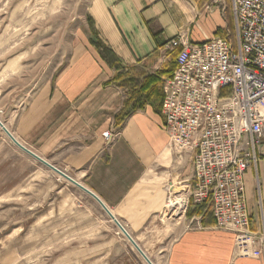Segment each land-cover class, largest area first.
<instances>
[{
  "label": "crops",
  "instance_id": "1",
  "mask_svg": "<svg viewBox=\"0 0 264 264\" xmlns=\"http://www.w3.org/2000/svg\"><path fill=\"white\" fill-rule=\"evenodd\" d=\"M232 5V0H91L65 63L52 66L19 102L5 104V124L17 139L100 197L155 264L168 235L163 212L169 192L192 175L189 156L174 160L169 148L163 86L175 70L181 42L235 36ZM106 131L112 133L109 140ZM7 139L0 133L7 162L0 171L14 172L0 175V200L31 185L38 209L47 201L51 217L63 214L70 222L77 209L85 220L104 215L90 195ZM258 154L257 166L245 175L253 230L264 221V137ZM190 206L191 224L170 243L165 264H264V249L259 257L242 255L234 231L218 227L203 207ZM121 240L122 264H143L131 243Z\"/></svg>",
  "mask_w": 264,
  "mask_h": 264
},
{
  "label": "built area",
  "instance_id": "2",
  "mask_svg": "<svg viewBox=\"0 0 264 264\" xmlns=\"http://www.w3.org/2000/svg\"><path fill=\"white\" fill-rule=\"evenodd\" d=\"M232 2L234 37L181 42L162 114L169 146L191 160V177L178 184H187L182 214L191 203L203 207L218 227L236 233L242 255L259 257L264 221L252 229L245 175L257 166L264 137V0Z\"/></svg>",
  "mask_w": 264,
  "mask_h": 264
},
{
  "label": "rangeland",
  "instance_id": "3",
  "mask_svg": "<svg viewBox=\"0 0 264 264\" xmlns=\"http://www.w3.org/2000/svg\"><path fill=\"white\" fill-rule=\"evenodd\" d=\"M90 3L91 0H0V116L4 123L6 103L19 102L52 66L65 63L71 39L83 27ZM231 35L234 37V33ZM15 90L19 95L12 98ZM0 133L8 138L1 128ZM0 150V163L6 162L4 149ZM177 157L173 155L174 160ZM5 172L12 174L14 170H1L0 175ZM3 184L0 179V190L4 189ZM176 185L183 186L182 191L187 189L177 182ZM47 187L46 184L45 192ZM172 193L173 190L168 202ZM13 197L0 200V264L123 263L119 242L121 238L129 241L118 233L104 211V215L99 213L85 220L77 209V217L69 222L63 214L51 217L47 201L38 209L31 185L19 188ZM168 202L163 212L168 235L156 252L157 260H161L158 264H165L170 243L190 226L188 215L193 212L189 204L185 214L171 216ZM57 203L64 205L63 200ZM138 257L148 264L139 253Z\"/></svg>",
  "mask_w": 264,
  "mask_h": 264
},
{
  "label": "water",
  "instance_id": "4",
  "mask_svg": "<svg viewBox=\"0 0 264 264\" xmlns=\"http://www.w3.org/2000/svg\"><path fill=\"white\" fill-rule=\"evenodd\" d=\"M0 126L4 130V132L7 134V136L10 138V140L23 152L37 160L38 162L42 163L46 167L50 168L53 172H55L57 175L63 177L71 184L75 185L76 187L80 188L84 192H86L88 195H90L96 202L102 207V209L106 212V214L110 217V219L114 222L116 227L124 234L126 239L131 243V245L137 250V252L145 259V261L148 264H155L150 257L146 254V252L140 247V245L137 243V241L133 238V236L129 233V231L124 227V225L118 220V218L113 214V212L110 210V208L98 197L93 191H91L89 188L84 186L81 182L75 180L73 177L68 175L66 172H64L62 169L56 167L52 163H50L45 158L41 157L37 153H35L33 150L22 144L18 139L15 138L13 133L2 123L0 120Z\"/></svg>",
  "mask_w": 264,
  "mask_h": 264
},
{
  "label": "bare ground",
  "instance_id": "5",
  "mask_svg": "<svg viewBox=\"0 0 264 264\" xmlns=\"http://www.w3.org/2000/svg\"><path fill=\"white\" fill-rule=\"evenodd\" d=\"M0 120L2 121V123L6 126V124L4 123L2 117L0 116ZM7 127V126H6ZM0 128L2 129V127L0 126ZM8 128V127H7ZM2 131L4 132V130L2 129ZM111 132V131H110ZM5 133V132H4ZM6 134V133H5ZM112 134V133H111ZM7 135V134H6ZM14 135V134H13ZM15 136V135H14ZM9 138V137H8ZM15 138L17 139V137L15 136ZM10 139V138H9ZM50 169V168H49ZM59 176V175H58ZM61 177V176H59ZM63 179V177H61ZM183 187V186H182ZM183 188H177V187H172L173 193H172V198H171V202H168V206H169V211H171V213L176 216L179 214L183 213V207L185 205V201H186V190H184V192L182 191ZM176 194L179 198L183 195V197H181V199H178L177 197H175ZM185 198V199H184ZM114 214V213H113ZM119 220V219H118ZM121 222V221H120ZM125 227V226H124ZM118 233H122L119 229H118ZM123 234V233H122ZM124 235V234H123ZM145 260V259H144Z\"/></svg>",
  "mask_w": 264,
  "mask_h": 264
}]
</instances>
